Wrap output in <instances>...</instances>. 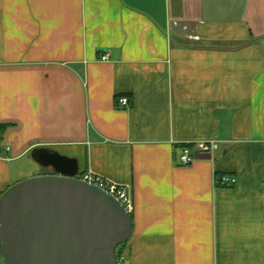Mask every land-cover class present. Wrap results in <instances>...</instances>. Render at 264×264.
Masks as SVG:
<instances>
[{"label":"crops","instance_id":"obj_1","mask_svg":"<svg viewBox=\"0 0 264 264\" xmlns=\"http://www.w3.org/2000/svg\"><path fill=\"white\" fill-rule=\"evenodd\" d=\"M0 126V194L38 147L129 188L123 264H264V0H0Z\"/></svg>","mask_w":264,"mask_h":264},{"label":"water","instance_id":"obj_2","mask_svg":"<svg viewBox=\"0 0 264 264\" xmlns=\"http://www.w3.org/2000/svg\"><path fill=\"white\" fill-rule=\"evenodd\" d=\"M33 162L50 174L0 195L2 264H116L132 234L131 215L111 195L78 178L75 159L38 147Z\"/></svg>","mask_w":264,"mask_h":264},{"label":"built area","instance_id":"obj_3","mask_svg":"<svg viewBox=\"0 0 264 264\" xmlns=\"http://www.w3.org/2000/svg\"><path fill=\"white\" fill-rule=\"evenodd\" d=\"M106 58L102 57L104 61ZM129 100L127 98H120L117 100V104L121 106H128ZM219 148V142L216 140H202V141H192L183 144L181 153L179 156V165L188 166L193 162L192 151L197 150L203 153H214ZM78 178L88 184L94 185L99 189L105 191L111 195L116 201H118L121 206L126 210L128 214L133 212V200L131 193L127 186H122L110 182L102 177L92 175V174H83L78 176ZM235 178L230 176H222L219 180L215 182V185L219 187H231L235 184ZM124 256L119 257L116 260V264H123Z\"/></svg>","mask_w":264,"mask_h":264},{"label":"trees","instance_id":"obj_4","mask_svg":"<svg viewBox=\"0 0 264 264\" xmlns=\"http://www.w3.org/2000/svg\"><path fill=\"white\" fill-rule=\"evenodd\" d=\"M6 129V126H0V135L3 133V131ZM3 193V192H2ZM1 193V194H2ZM0 194V195H1ZM125 245L119 246L115 252V260H117L119 257L123 256V248Z\"/></svg>","mask_w":264,"mask_h":264},{"label":"rangeland","instance_id":"obj_5","mask_svg":"<svg viewBox=\"0 0 264 264\" xmlns=\"http://www.w3.org/2000/svg\"><path fill=\"white\" fill-rule=\"evenodd\" d=\"M0 264H2L1 260H0Z\"/></svg>","mask_w":264,"mask_h":264}]
</instances>
